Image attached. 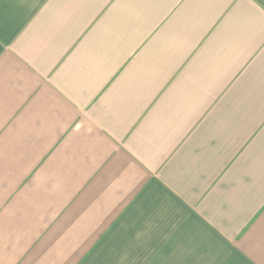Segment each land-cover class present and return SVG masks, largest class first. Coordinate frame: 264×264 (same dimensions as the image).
I'll list each match as a JSON object with an SVG mask.
<instances>
[{
	"label": "crops",
	"instance_id": "obj_1",
	"mask_svg": "<svg viewBox=\"0 0 264 264\" xmlns=\"http://www.w3.org/2000/svg\"><path fill=\"white\" fill-rule=\"evenodd\" d=\"M0 264H264V0H0Z\"/></svg>",
	"mask_w": 264,
	"mask_h": 264
}]
</instances>
